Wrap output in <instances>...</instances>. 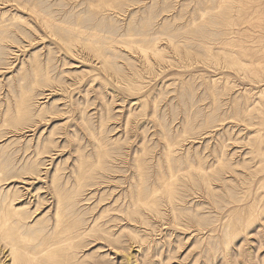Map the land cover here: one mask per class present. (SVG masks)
<instances>
[{
  "label": "rangeland",
  "instance_id": "obj_1",
  "mask_svg": "<svg viewBox=\"0 0 264 264\" xmlns=\"http://www.w3.org/2000/svg\"><path fill=\"white\" fill-rule=\"evenodd\" d=\"M218 2L0 0V264H264V0Z\"/></svg>",
  "mask_w": 264,
  "mask_h": 264
},
{
  "label": "bare ground",
  "instance_id": "obj_2",
  "mask_svg": "<svg viewBox=\"0 0 264 264\" xmlns=\"http://www.w3.org/2000/svg\"><path fill=\"white\" fill-rule=\"evenodd\" d=\"M238 2V0H234V2L231 0V2H229V0H219V2H218V7L217 8H221V9H224V8H227L228 6H230L231 8L232 7H235V2ZM228 3H230V4H228ZM251 7V6H250ZM238 14H239V11H238ZM235 16V15H234ZM232 17V16H231ZM236 21V20H235ZM230 22H232L231 21V19H230ZM229 22V23H230ZM229 25V24H228ZM142 49L144 50V51H146L147 50V48L145 47H142ZM30 175H34V173H32V172H30L29 173ZM19 176V175H18ZM22 176V175H21ZM32 177V176H31ZM10 179H12V178H10ZM14 179V178H13ZM5 180H7V179H5L4 177L3 178H0V182H2V181H5ZM11 183V182H10ZM20 197V196H19ZM23 197V196H22ZM21 197V198H22ZM4 202V201H3ZM2 202V203H3ZM13 202H16V203H19V200H18V198H15L14 197V199L12 198V200H10L9 201V206L10 207H12L14 204L16 205V203H13ZM58 202H59V204L60 203H62V200H61V198H59L58 199ZM13 209V210H12ZM11 210H12V212H11V214H15V213H18V211L15 209V207L13 206V208H12ZM3 206L2 207H0V229H2V228H4V229H10L11 228V226H12V224H16L17 225V229H19L20 228V225H22V223H23V220L21 219V218H17V219H14V220H12V222H10L9 220H11V214L9 213L8 215L7 214H4L3 213ZM60 217H61V214H60V212H58V217H57V226H59L60 225ZM15 225V226H16ZM2 239L5 241V244H9L10 245V248H11V253L14 255L15 254V252H14V244L13 245H11L10 244V242H9V235H3L2 236Z\"/></svg>",
  "mask_w": 264,
  "mask_h": 264
}]
</instances>
